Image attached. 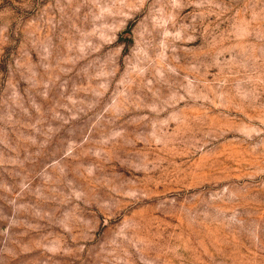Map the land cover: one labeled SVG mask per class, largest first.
<instances>
[{
  "label": "rangeland",
  "instance_id": "obj_1",
  "mask_svg": "<svg viewBox=\"0 0 264 264\" xmlns=\"http://www.w3.org/2000/svg\"><path fill=\"white\" fill-rule=\"evenodd\" d=\"M0 264H264V0H0Z\"/></svg>",
  "mask_w": 264,
  "mask_h": 264
}]
</instances>
